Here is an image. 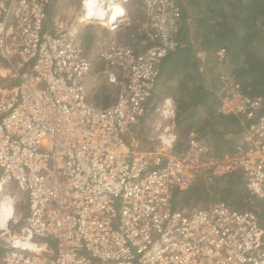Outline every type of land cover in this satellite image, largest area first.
I'll return each mask as SVG.
<instances>
[{
    "label": "built area",
    "instance_id": "1",
    "mask_svg": "<svg viewBox=\"0 0 264 264\" xmlns=\"http://www.w3.org/2000/svg\"><path fill=\"white\" fill-rule=\"evenodd\" d=\"M131 3L143 39L110 36L86 55L80 25L118 32ZM51 5L0 0V200L9 204L0 264H264V95L244 93L222 70L216 113L239 118L238 146L215 154L193 131L179 144L167 95L147 123L151 147L140 149L125 135L145 117L161 62L180 45L178 1L78 0L79 14H57L49 29ZM214 57L227 63L226 48ZM100 74L116 91L104 107L88 98ZM233 174L250 195L244 208L173 206L175 193ZM13 190L25 196L23 213Z\"/></svg>",
    "mask_w": 264,
    "mask_h": 264
},
{
    "label": "trees",
    "instance_id": "2",
    "mask_svg": "<svg viewBox=\"0 0 264 264\" xmlns=\"http://www.w3.org/2000/svg\"><path fill=\"white\" fill-rule=\"evenodd\" d=\"M177 1L182 14L178 35L180 45L162 60L159 75L174 82L163 86L164 91H160V86H157L156 92L162 94L154 96L152 102L156 103L160 96L168 93L174 98L179 144L193 131L199 138L205 139L215 153L231 152L234 140L239 139V118L216 113L219 102L215 95L219 89L217 67L220 64L215 60L214 52L219 46L226 48L230 56V71L240 81L244 93L250 96L264 95V0H193L198 7V1L203 2V10L196 11V15L188 13L182 0ZM261 16L263 19L259 20ZM193 18L196 20L195 30L190 24ZM90 34L87 28L80 31L82 39H91ZM198 34L202 36L199 48L208 50L212 55L215 69L212 68L213 73L209 70L214 74L211 83L204 81L205 70L200 69L202 64L193 46L192 38ZM126 41L129 44L136 43L130 37ZM102 68L103 64L94 60V71ZM94 78L97 82L88 96L89 100L97 107L109 105L114 101L115 89L104 75ZM209 186L195 185L175 193L173 206L190 205L196 199L209 200L211 196L214 201L223 200L237 208L248 205L250 195L240 175H229ZM219 191L223 192L222 199L214 197ZM193 194L196 196L193 197ZM229 196L231 200H227Z\"/></svg>",
    "mask_w": 264,
    "mask_h": 264
},
{
    "label": "rangeland",
    "instance_id": "3",
    "mask_svg": "<svg viewBox=\"0 0 264 264\" xmlns=\"http://www.w3.org/2000/svg\"><path fill=\"white\" fill-rule=\"evenodd\" d=\"M183 1V5L185 6V8L187 9L188 13H193V14H197L199 11H202L203 10V2L202 1H198L200 4H199V7L197 6L196 2L193 1V0H182ZM77 3H78V0H53V4L57 7V9H53L51 12H50V15L49 17H47V22H46V27L47 28H51L52 24H53V21L54 19L56 18V13H58V9H64L65 10V13L66 14H74L75 13V10H76V6H77ZM134 5V6H133ZM130 8H132L131 10V15L130 13H128L127 15V24L126 26L122 27L116 35V37L118 38V36H120L119 34L122 33L123 31L125 30H135L137 28V25H138V21L141 19V16L140 14H138V12L136 13V7H135V4L131 3V6ZM194 10V11H193ZM197 11V13H196ZM230 13V12H228ZM263 17L261 16L259 18V20H262ZM191 26H192V29L195 30V27H196V20L193 18V21L192 23H190ZM80 28H81V25H80ZM82 29V28H81ZM115 37V36H114ZM192 37V36H191ZM202 36H200L199 34L198 35H195V37H193V40L197 39V42H196V45L197 48H199V43H200V40H202L201 38ZM196 48V47H195ZM200 50V49H199ZM204 55L202 54V61L203 62V65H201L200 69L203 68V70H205V73H204V81L206 83H209L211 81V78L214 77L212 75L214 74H211V72L209 70L212 71V73L214 72L212 70L215 69L214 66L212 65L213 61H211L212 59V55L210 54V52L207 50V51H203ZM94 57V56H93ZM230 56H228L227 58V63H225L224 65H220L217 67V70H219V72H221L222 70H225V71H228L230 70V66H229V62H228V59H229ZM203 66V67H202ZM212 76V77H211ZM164 82V83H163ZM174 82V81H173ZM173 82H171L169 79H165L164 77H160L159 76V79L157 81V86H160V91H164L165 90V87L162 88L163 86H166L169 84H172ZM211 83V82H210ZM157 86H156V89H155V94L154 96H156L157 94H162V92L160 93H157ZM209 86V84H208ZM157 91V92H156ZM165 95V94H164ZM167 95H170L169 93L166 94L165 96ZM165 96H160L159 100H162ZM157 97V96H156ZM152 102V101H151ZM151 104V107L148 109V112L146 113L145 117L143 118V120L140 121V123L138 125H135L133 127H131L128 131V134L125 135V138L127 140L128 143H135L137 144L138 147H140V149H148L149 147H151V144L147 141V135H148V127H147V123L149 121V119H151V117L155 116L153 113H154V108L156 107V103L152 102ZM142 135V137H141ZM210 187V186H209ZM13 194H16L17 195V198H20L19 201L17 202V206L18 208L16 209L18 211V209L20 211H22V213L25 211L26 209V199H25V196L23 194H21L20 192H16L15 190H13ZM191 196V195H189ZM196 196L193 194V197ZM222 196L223 195V192L219 191L214 197L216 199H222ZM212 196L209 200H203V199H199L194 202H191V204L189 206H199V207H202V206H207L209 205L211 202H213L214 200H212ZM231 200L232 197L229 196L227 198V200ZM17 227V226H16ZM1 244V243H0ZM2 246L0 245V253L2 252Z\"/></svg>",
    "mask_w": 264,
    "mask_h": 264
},
{
    "label": "crops",
    "instance_id": "4",
    "mask_svg": "<svg viewBox=\"0 0 264 264\" xmlns=\"http://www.w3.org/2000/svg\"><path fill=\"white\" fill-rule=\"evenodd\" d=\"M57 9V7L53 4V0H52V5L50 6V8H49V10H48V17H49V15H50V12L53 10V9ZM132 8H130L129 7V10H131ZM59 11H58V13H56V15L57 14H59V15H63V14H66L65 13V10L64 9H58ZM127 11V14L128 13H130V15H131V11ZM75 14H79V9H78V6H76V10H75ZM129 16V15H128ZM81 28L82 29H85V28H87L88 29V31H90V35H91V39H88V40H86V39H82V37L80 36V31H81ZM81 28L78 30V35H77V39H78V43H79V45H80V47L81 48H83V50H84V52H85V54L86 55H88V56H90V55H95L96 54V52L98 51V49H100V47L102 46V44L104 43V41L107 39V38H109L110 36H112V37H116L117 35V33L119 32V31H121V30H119L118 32L116 31V32H111L109 29H107L106 27H103V26H100V25H84V24H82L81 25ZM122 28V27H121ZM120 36H118V39L119 40H121V41H123V42H126V43H128L127 41H126V39L128 38V37H130L131 39L133 38L134 39V41L136 42V43H139L142 39H143V37L142 36H137L136 34L134 35V30H125V31H123L122 33H120L119 34ZM117 38V37H116ZM196 39L195 40H193V38H192V42H193V46H194V49H195V53H196V55H197V57L200 59V61H202V54L204 55V53H203V51L200 49V48H197V46H195L196 45ZM196 47V48H195ZM200 49V50H199ZM206 51V50H205ZM201 64L203 65V62H201ZM220 73V72H219ZM218 73V74H219ZM106 78V77H105ZM96 82H97V80L93 77L92 78V80H90L89 82H88V88H89V93H88V96H89V94L94 90V86H95V84H96ZM169 96H171V95H169ZM172 97V96H171ZM173 98V97H172ZM173 100H174V98H173ZM175 101V100H174ZM194 133H196V132H194ZM238 137H239V139H236V140H234V148L236 147V146H238V144L240 143V136L238 135ZM204 141L207 143V141L204 139ZM132 143V142H131ZM133 145H136L137 146V144H135V143H132ZM208 144V143H207ZM243 143H241L240 145H242ZM140 148V147H139ZM233 148V149H234ZM213 151V150H212ZM232 151V150H231ZM228 152H230V151H226V152H224V153H222V154H226V153H228ZM213 153H215L214 151H213ZM215 154H217V153H215ZM242 184H243V182H242ZM25 211H26V209H25Z\"/></svg>",
    "mask_w": 264,
    "mask_h": 264
},
{
    "label": "bare ground",
    "instance_id": "5",
    "mask_svg": "<svg viewBox=\"0 0 264 264\" xmlns=\"http://www.w3.org/2000/svg\"><path fill=\"white\" fill-rule=\"evenodd\" d=\"M0 201H1V203H0V223H1V217H2V215H5L7 208L9 207V204L7 203V200L5 198L1 199ZM2 229H4V228H2ZM2 229L0 227V231H2Z\"/></svg>",
    "mask_w": 264,
    "mask_h": 264
}]
</instances>
